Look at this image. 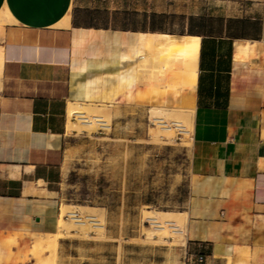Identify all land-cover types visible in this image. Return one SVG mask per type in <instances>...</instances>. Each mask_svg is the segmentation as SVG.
Segmentation results:
<instances>
[{"label":"crops","instance_id":"crops-1","mask_svg":"<svg viewBox=\"0 0 264 264\" xmlns=\"http://www.w3.org/2000/svg\"><path fill=\"white\" fill-rule=\"evenodd\" d=\"M205 1L189 14L202 27L162 31L198 36L193 91L140 77V104L193 109L186 250L204 256L194 264H264V0ZM2 6L13 20L0 29V264H35L26 253L57 233L65 204L62 168L48 176L67 102L138 103L135 36L161 30L85 23L78 0Z\"/></svg>","mask_w":264,"mask_h":264},{"label":"rangeland","instance_id":"rangeland-1","mask_svg":"<svg viewBox=\"0 0 264 264\" xmlns=\"http://www.w3.org/2000/svg\"><path fill=\"white\" fill-rule=\"evenodd\" d=\"M206 3L78 0L82 8L80 19L85 23L110 24L132 32L140 30L156 14L155 23L173 33L184 32L190 12L200 10ZM149 61L140 63L139 57L136 63L138 103H83L91 104V113L101 112L103 118L108 117V128L99 122H93L92 128L81 127L76 115L67 118L64 111L65 139L54 157L53 168L54 174L58 167L62 168L60 188L65 204L60 215L65 221H72L63 210L78 207V215L88 227L66 228L58 222L57 233L35 237L26 257L35 259L39 255L45 264H57L55 236L65 237L61 264H194L185 257L186 235L175 236L169 228L167 235H150L152 226L145 218L147 212L184 211L192 184L188 167L191 131L183 133L173 127L169 135L153 134L158 128L155 115L171 124L176 118L175 110L180 108L185 116L188 107L153 100L140 104V77L149 79L151 85H163V79L154 73L155 63ZM153 105L159 108L156 114L152 113ZM89 214L103 220L101 232L93 227Z\"/></svg>","mask_w":264,"mask_h":264},{"label":"bare ground","instance_id":"bare-ground-1","mask_svg":"<svg viewBox=\"0 0 264 264\" xmlns=\"http://www.w3.org/2000/svg\"><path fill=\"white\" fill-rule=\"evenodd\" d=\"M11 20L13 19L10 13L5 7L2 6L0 9V29L3 28V25L6 22ZM135 42L137 45V53L139 55H144V58L140 60V63L144 61V59H149L152 63H155V66L152 64L154 67V73L157 74L160 79H163L162 86L178 88L181 90H186L187 92L193 91L198 71V36L188 33L176 35L162 31H138L135 36ZM75 103L69 102L68 117H70L72 114H74L73 116L76 115L79 119V124L81 127L92 128L93 122H99L102 127L105 126L108 128L110 126L109 118H103L101 112L99 114L91 113L90 108H93L90 106L91 104ZM151 110L152 113L155 114L159 112V108L154 107V105ZM95 111L97 112L99 110L96 109ZM181 111L182 110L180 108L175 110L174 114L176 118L171 120L172 125L163 120L162 116L155 115L154 117L157 119L155 122H157L158 128L153 134L156 135L164 133L169 135L172 133L173 127L176 129L178 128V130L182 131L183 133H188L191 131L190 129L193 109L187 108V114L185 116L182 115ZM169 113L171 112L169 111ZM76 208L72 206L67 209L64 208L63 210L71 217L72 221H65L60 215L58 222L60 224H64L66 228L78 227L84 230L88 227V225H86V222L78 215ZM145 218L152 226V229L149 232L150 235H167L169 234L168 232L170 230L173 234H175V236L184 238L187 221V213L185 211L161 210L157 212H147ZM88 219L92 222L93 227L97 231L99 230L101 232V230L104 228L103 220L96 218L93 214H89ZM38 241L40 243L39 238ZM38 241L37 244L35 242L36 246L39 245ZM56 242L57 239L54 236L53 244H56ZM34 257L35 264H45L44 258H41L39 255Z\"/></svg>","mask_w":264,"mask_h":264},{"label":"trees","instance_id":"trees-1","mask_svg":"<svg viewBox=\"0 0 264 264\" xmlns=\"http://www.w3.org/2000/svg\"><path fill=\"white\" fill-rule=\"evenodd\" d=\"M158 15L156 14H152L150 17H151V20L142 26L141 30H161V31H164L165 29L162 28L161 25H158L155 23V17H157ZM203 19L201 17H194V16H189L188 17V26L187 28L185 29L186 32H191V31H194V26L200 28L204 25L203 23ZM184 31V32H185ZM52 169L49 170V178H52V177H56V175L54 174V172L51 171Z\"/></svg>","mask_w":264,"mask_h":264},{"label":"built area","instance_id":"built-area-1","mask_svg":"<svg viewBox=\"0 0 264 264\" xmlns=\"http://www.w3.org/2000/svg\"><path fill=\"white\" fill-rule=\"evenodd\" d=\"M185 257L187 261H191L194 263H201L204 260V256L202 253L190 252L185 250Z\"/></svg>","mask_w":264,"mask_h":264}]
</instances>
